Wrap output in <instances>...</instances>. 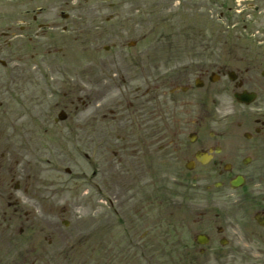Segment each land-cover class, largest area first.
<instances>
[{
  "label": "flooded vegetation",
  "instance_id": "af4514ba",
  "mask_svg": "<svg viewBox=\"0 0 264 264\" xmlns=\"http://www.w3.org/2000/svg\"><path fill=\"white\" fill-rule=\"evenodd\" d=\"M79 1L9 0V27L0 36V264H75L78 244L88 239L93 253L103 251V264H158L159 251L167 264H264V67L249 54L245 72L199 65L190 72L157 64L156 53L111 52L115 41L106 52L89 47L86 100L74 69L64 83L76 100L62 108L59 101L65 115L53 125L71 144L86 146L73 148L85 167L72 159L74 184L94 191L86 240L74 243L77 234L64 232L73 224L66 209L60 217L47 211L56 194L47 195L46 106L56 81L48 77L45 56L15 46L34 27L47 35L57 28L67 34L80 26H116L114 15L100 21L105 4ZM175 4L120 0L122 8H133L130 16L139 19L132 25L139 27L155 26L147 17L156 20L160 9ZM215 80L223 86H213ZM70 182L56 181L61 187ZM25 200L33 208L24 209Z\"/></svg>",
  "mask_w": 264,
  "mask_h": 264
},
{
  "label": "rangeland",
  "instance_id": "374dc122",
  "mask_svg": "<svg viewBox=\"0 0 264 264\" xmlns=\"http://www.w3.org/2000/svg\"><path fill=\"white\" fill-rule=\"evenodd\" d=\"M8 3L9 0H0V35L8 30ZM112 3L114 4L113 8L107 6L102 9L100 21L114 15L113 23L116 26H112V24H104L100 28L80 26L78 33L68 34L62 33V28H57L47 35H43L39 28L34 27L28 35L32 37L34 43L28 42V36L24 34L25 38L16 40L17 45L15 46L18 50L24 51H27L28 47L29 52H39L42 57L45 56L48 77L56 81L50 89L55 93V96H49L50 91L48 90L46 106L47 115L51 118V122L47 121L46 133L47 195L54 196L56 194L55 198L47 200V211L60 217L63 209L67 210L65 217L73 221V224L69 229L62 228L66 233L77 234L74 243H77V240L78 243H82L81 240L87 237L89 231L84 229L88 224H84L88 223L92 207L95 205L92 199L94 197L93 188H88L86 185L79 186L82 184L81 182V184H74L73 178L77 172L76 163L72 160L74 157L77 158L78 167L87 165L81 155L82 152H75L73 148L85 151L86 146L71 144L70 136H60L59 130H56L53 125L54 118L58 115L60 108L69 105L71 100H76V95L72 94L64 83V79L74 77L70 76L75 73L74 69H77V83L84 90L83 92L79 91V97L86 100L89 47L96 46L99 51H102L104 47L111 46L115 41L118 45L115 48L112 47L111 52L120 50L134 55L142 51L156 53L157 64L159 62L164 66L166 62H171L169 67L177 64V67L189 68L190 72L197 71L195 65L212 69L214 66L222 69L238 68L241 72H245L248 54L255 62H263L260 67H264V0H181V6L185 7L179 9L176 2V6L171 11H166L165 8L160 9L158 19L152 20L150 16L147 17L151 21H156L155 26L140 27L132 25L139 19L130 16L133 12L132 7L122 8L120 0H112ZM89 4L99 6V4H107V2L91 0ZM142 19L145 18L142 17ZM15 31L17 34L21 33L17 27ZM36 33H38L37 38L35 37ZM145 36H148L147 39H144ZM130 41H137L139 44L128 47L126 44ZM51 49L53 54H48ZM18 50L15 49V51ZM106 51L104 50V52ZM169 53H177L178 55L174 56L177 59L170 60ZM41 55L38 58H42ZM126 57L128 58L125 60L126 65L130 67L133 60L130 56ZM26 61L29 62L31 59L28 58ZM56 68V72L50 70ZM212 69L210 72L215 71ZM223 84V81H218L213 86L221 88ZM60 100L62 102L58 110L56 106ZM75 105L81 109V101L78 103L76 101ZM69 109L74 110V106H70ZM64 125L68 126L69 121ZM64 133H67V130H64ZM80 140L84 142L85 139ZM57 148H60L58 153ZM67 167L72 172L70 175L65 173ZM85 172L86 177H89L88 167ZM60 176L65 181L72 182L68 186L61 187L56 183L57 179L60 180ZM174 190L176 193L183 191L177 186H174ZM23 208H33V203L25 200ZM74 213L81 216L82 221L76 222ZM101 213H103L102 208L99 211V214ZM100 219H102L101 215ZM98 238H100L98 242H101V233ZM94 243L92 239H88L83 241L84 245L78 244L75 250V264H103V251L93 253L91 250V245ZM164 256V252H157L158 264H163L164 261H166L164 264H167V258ZM62 258L64 259V257Z\"/></svg>",
  "mask_w": 264,
  "mask_h": 264
}]
</instances>
